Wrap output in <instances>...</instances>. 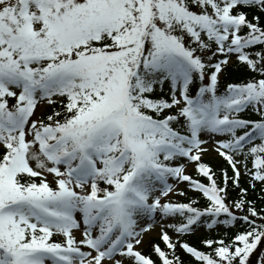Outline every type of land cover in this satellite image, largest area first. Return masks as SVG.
<instances>
[{
  "label": "snow or ice",
  "instance_id": "1",
  "mask_svg": "<svg viewBox=\"0 0 264 264\" xmlns=\"http://www.w3.org/2000/svg\"><path fill=\"white\" fill-rule=\"evenodd\" d=\"M0 264H264V0H0Z\"/></svg>",
  "mask_w": 264,
  "mask_h": 264
},
{
  "label": "trees",
  "instance_id": "2",
  "mask_svg": "<svg viewBox=\"0 0 264 264\" xmlns=\"http://www.w3.org/2000/svg\"><path fill=\"white\" fill-rule=\"evenodd\" d=\"M191 240L193 243H198V237H191Z\"/></svg>",
  "mask_w": 264,
  "mask_h": 264
},
{
  "label": "rangeland",
  "instance_id": "3",
  "mask_svg": "<svg viewBox=\"0 0 264 264\" xmlns=\"http://www.w3.org/2000/svg\"><path fill=\"white\" fill-rule=\"evenodd\" d=\"M212 157H214V156H212ZM152 238H155V235H153V237H151V239H152Z\"/></svg>",
  "mask_w": 264,
  "mask_h": 264
}]
</instances>
